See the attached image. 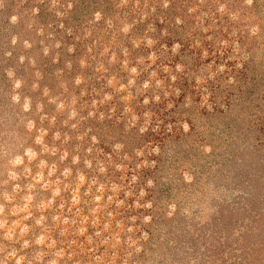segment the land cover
<instances>
[{"label": "rangeland", "instance_id": "374dc122", "mask_svg": "<svg viewBox=\"0 0 264 264\" xmlns=\"http://www.w3.org/2000/svg\"><path fill=\"white\" fill-rule=\"evenodd\" d=\"M264 264V0H0V264Z\"/></svg>", "mask_w": 264, "mask_h": 264}, {"label": "clouds", "instance_id": "9594fccd", "mask_svg": "<svg viewBox=\"0 0 264 264\" xmlns=\"http://www.w3.org/2000/svg\"><path fill=\"white\" fill-rule=\"evenodd\" d=\"M17 264H19V261L17 262Z\"/></svg>", "mask_w": 264, "mask_h": 264}]
</instances>
